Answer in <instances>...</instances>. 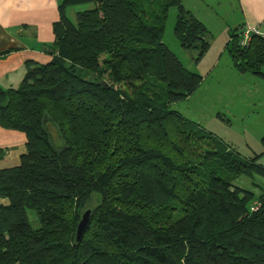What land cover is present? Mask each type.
Returning a JSON list of instances; mask_svg holds the SVG:
<instances>
[{
    "label": "trees",
    "instance_id": "trees-1",
    "mask_svg": "<svg viewBox=\"0 0 264 264\" xmlns=\"http://www.w3.org/2000/svg\"><path fill=\"white\" fill-rule=\"evenodd\" d=\"M171 7L201 56L210 34L181 0H58L50 61L0 89V128L26 139L0 170V264H264V204L249 210L264 193L234 184L264 178V138L243 158L170 109L201 81L161 42ZM241 32L230 60L261 77L264 39L240 47Z\"/></svg>",
    "mask_w": 264,
    "mask_h": 264
},
{
    "label": "rangeland",
    "instance_id": "rangeland-1",
    "mask_svg": "<svg viewBox=\"0 0 264 264\" xmlns=\"http://www.w3.org/2000/svg\"><path fill=\"white\" fill-rule=\"evenodd\" d=\"M193 1V10H198L195 11L196 15L210 34L205 52L199 56L197 49L181 48L173 33L176 17L173 7L167 11L161 42L185 69L200 76L201 81L190 97L171 104L170 109L216 135L241 156H250L248 150L263 149L253 129L264 131V78L237 72L228 55V33L225 27L232 26L238 19L235 0H204L208 3L207 7L198 0ZM186 6L192 8L188 3ZM84 9L87 6L70 8L68 16L73 18L74 12ZM262 71L264 73V66ZM244 112L251 113L244 118L240 116ZM232 113L236 114V119L231 118ZM248 130H252L250 133L255 136H247ZM253 182L260 187L254 186ZM234 184L256 195L264 191V178L257 176L254 180L239 177L234 180ZM27 217L31 228L37 229L38 223L31 210H27Z\"/></svg>",
    "mask_w": 264,
    "mask_h": 264
},
{
    "label": "crops",
    "instance_id": "crops-1",
    "mask_svg": "<svg viewBox=\"0 0 264 264\" xmlns=\"http://www.w3.org/2000/svg\"><path fill=\"white\" fill-rule=\"evenodd\" d=\"M198 1L207 7L208 3L204 0ZM57 3L58 0H0V89L18 88L24 77L27 62L40 65L50 61L52 24L58 19ZM181 3L206 27L196 15L198 10H193L195 9L193 0H181ZM186 3L192 8H188ZM235 4L238 19L231 24L232 26L226 25L227 33L229 30L242 31L252 27L264 32V0H235ZM260 78H264V73ZM250 113L244 112L243 116H240L246 118ZM230 116L236 119V114L232 113ZM248 119L253 123L251 117ZM250 132L252 130H248L247 136L256 135L258 140L264 138L263 130L254 128L255 135ZM25 143L23 133L0 128V170L18 165L19 157L25 152ZM262 151L263 149L258 151L250 149L248 150L250 156L242 157L251 158ZM257 163L264 167V154ZM3 203L6 202L0 200V204Z\"/></svg>",
    "mask_w": 264,
    "mask_h": 264
},
{
    "label": "built area",
    "instance_id": "built-area-1",
    "mask_svg": "<svg viewBox=\"0 0 264 264\" xmlns=\"http://www.w3.org/2000/svg\"><path fill=\"white\" fill-rule=\"evenodd\" d=\"M252 35H256V36H259L260 38L264 39V32L260 31L256 27L245 28L241 32L239 46L240 47H246L248 45ZM262 204H264V197H263L262 203L258 202V203L252 204L249 207V210L251 212L257 211Z\"/></svg>",
    "mask_w": 264,
    "mask_h": 264
},
{
    "label": "water",
    "instance_id": "water-1",
    "mask_svg": "<svg viewBox=\"0 0 264 264\" xmlns=\"http://www.w3.org/2000/svg\"><path fill=\"white\" fill-rule=\"evenodd\" d=\"M89 213L90 211L87 210L83 213L78 225H77V228H76V240H79L83 230L85 229L86 227V224H87V221H88V216H89Z\"/></svg>",
    "mask_w": 264,
    "mask_h": 264
}]
</instances>
